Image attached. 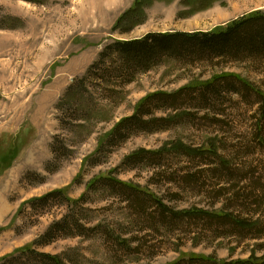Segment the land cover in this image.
Wrapping results in <instances>:
<instances>
[{
	"label": "rangeland",
	"instance_id": "obj_1",
	"mask_svg": "<svg viewBox=\"0 0 264 264\" xmlns=\"http://www.w3.org/2000/svg\"><path fill=\"white\" fill-rule=\"evenodd\" d=\"M137 2L143 19L117 27ZM258 10L264 0H0V264H46L41 253L65 264L264 257V100L235 78L215 80L235 73L264 91V57L164 54L129 73L110 49L214 31ZM209 81L220 94L160 99L143 120L168 122L110 138L148 96ZM178 142L217 155L172 151ZM56 191L68 201H33ZM192 209L210 215L182 213ZM60 220L55 239H42Z\"/></svg>",
	"mask_w": 264,
	"mask_h": 264
},
{
	"label": "trees",
	"instance_id": "obj_2",
	"mask_svg": "<svg viewBox=\"0 0 264 264\" xmlns=\"http://www.w3.org/2000/svg\"><path fill=\"white\" fill-rule=\"evenodd\" d=\"M139 6L140 2H137L135 8L127 11L123 18L119 20L117 27H120L122 24L130 20V17L136 18L137 15H140V18L143 19L144 16L141 15V8ZM141 22H143V20ZM141 22H133L132 25L136 26ZM111 48L114 50L113 55H116V57L119 59V65L117 67H119V69H124L121 72L129 73L138 67H144V70L152 67V63L155 62V60L158 59L160 55L164 54H170L179 58H181V56H196L198 58L214 56L224 58L227 57L229 59L235 60L245 58L247 56L260 58L264 57V11L258 10L249 13L242 18L230 22L226 26H220L214 31H177L175 33L160 34L157 36V38L151 35L138 40L119 41L117 44L110 47V49ZM222 77L235 78V81L239 83L241 87L247 90L255 91L264 100V91L254 86L248 79L243 78L241 75L235 73H226L222 74L221 76L219 75L215 78V80L219 78L221 79ZM225 81H229V79H225ZM211 83L212 82L210 81L203 83L202 85H204L205 88L201 89H197L196 85H189L174 93L157 92L148 96L144 103L139 107L137 114L126 117L116 124V126L111 130L110 138L112 140L118 138L121 139L123 137L126 139L127 135H129L130 132L135 128H145L146 130L156 126L158 123L168 122V120L165 118H155L150 121L143 120V115L146 113V107L150 106L153 102L160 101V99L163 102L177 103L180 97H183L182 99H186V97L192 96L194 98L196 97L197 99H195L198 102H202L206 99L205 97L210 99L208 93L212 94L214 92L220 94L221 86L217 84L211 85ZM167 149L169 148L164 147L156 152H150L149 150L144 149L136 152L133 157H138L149 153L161 154L163 152L170 151ZM172 151H183L187 154L196 156H204L207 153L217 155V152L212 146L207 148L204 146L200 148H191L182 142H178ZM102 180L124 185L131 189L130 191L134 192L138 196V192H144V190H141L138 188V186L121 182L116 178H112L111 176L104 177ZM145 193L155 200L160 205L161 209L165 211V213L169 210V208H167L166 205L155 196V194L150 192ZM63 195L68 201V198L65 196L63 191L51 192L48 195L33 201L46 202L51 197ZM182 213L189 216L210 215L209 212L201 209L187 210ZM238 223L243 224L244 222ZM65 224L66 221L63 220L55 222L42 237V239L46 240L49 238L48 241L55 239V234L61 232L62 229L65 228ZM40 255L41 260H43L46 264H65L64 260L59 255L47 253H41ZM183 259L170 264H183ZM188 259V262H186L187 264H264V257H258L256 254H253L248 259H238L230 262H218L213 257L193 254H191Z\"/></svg>",
	"mask_w": 264,
	"mask_h": 264
}]
</instances>
